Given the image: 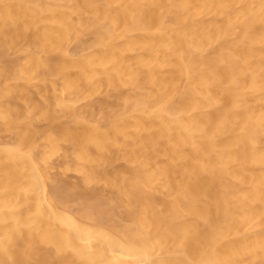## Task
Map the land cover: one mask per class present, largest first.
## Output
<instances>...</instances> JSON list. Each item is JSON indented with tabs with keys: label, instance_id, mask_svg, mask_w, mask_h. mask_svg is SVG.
I'll list each match as a JSON object with an SVG mask.
<instances>
[{
	"label": "bare ground",
	"instance_id": "obj_1",
	"mask_svg": "<svg viewBox=\"0 0 264 264\" xmlns=\"http://www.w3.org/2000/svg\"><path fill=\"white\" fill-rule=\"evenodd\" d=\"M0 264H264V0H0Z\"/></svg>",
	"mask_w": 264,
	"mask_h": 264
}]
</instances>
